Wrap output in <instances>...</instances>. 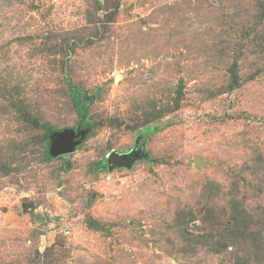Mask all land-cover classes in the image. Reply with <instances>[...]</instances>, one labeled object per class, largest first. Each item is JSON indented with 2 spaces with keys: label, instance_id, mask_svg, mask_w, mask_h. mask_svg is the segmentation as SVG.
Instances as JSON below:
<instances>
[{
  "label": "rangeland",
  "instance_id": "1",
  "mask_svg": "<svg viewBox=\"0 0 264 264\" xmlns=\"http://www.w3.org/2000/svg\"><path fill=\"white\" fill-rule=\"evenodd\" d=\"M0 264H264V0H0Z\"/></svg>",
  "mask_w": 264,
  "mask_h": 264
},
{
  "label": "water",
  "instance_id": "2",
  "mask_svg": "<svg viewBox=\"0 0 264 264\" xmlns=\"http://www.w3.org/2000/svg\"><path fill=\"white\" fill-rule=\"evenodd\" d=\"M67 150H68L67 147H64V148L58 147L56 153L65 152ZM120 162L121 161H120L119 157H117L115 155H109V157L107 158V163L108 164H115V163H120Z\"/></svg>",
  "mask_w": 264,
  "mask_h": 264
},
{
  "label": "trees",
  "instance_id": "3",
  "mask_svg": "<svg viewBox=\"0 0 264 264\" xmlns=\"http://www.w3.org/2000/svg\"><path fill=\"white\" fill-rule=\"evenodd\" d=\"M97 169H99V166H98V165H96V170H97Z\"/></svg>",
  "mask_w": 264,
  "mask_h": 264
}]
</instances>
